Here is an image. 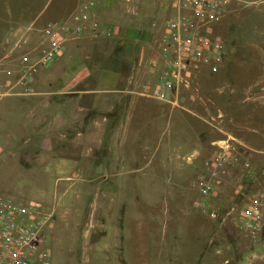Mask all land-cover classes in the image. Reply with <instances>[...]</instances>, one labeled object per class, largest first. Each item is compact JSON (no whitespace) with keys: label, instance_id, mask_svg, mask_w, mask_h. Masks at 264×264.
Instances as JSON below:
<instances>
[{"label":"rangeland","instance_id":"374dc122","mask_svg":"<svg viewBox=\"0 0 264 264\" xmlns=\"http://www.w3.org/2000/svg\"><path fill=\"white\" fill-rule=\"evenodd\" d=\"M26 1L31 4L23 9H40L45 2H21ZM122 1L111 3L119 7ZM161 1L164 7L171 0H132V4L136 11L140 5L151 10L159 8ZM239 3L217 25L225 46L219 69H194L188 83L173 91V103L170 101L167 107H173L178 124L171 120L167 132L163 131L166 134L161 157V151L153 149L156 139L152 142L160 129L152 123L155 105L149 106L147 124L140 133L139 125L130 126L125 121L113 130L98 125V133L104 137L116 135L115 144L83 141L78 153L73 142L59 140L58 123L50 121L57 113V103L71 107L74 101L90 104L96 99L88 94L54 93L67 86L69 80L65 72L68 64L58 56L37 68L30 90L17 85L16 93L0 99L4 104L0 107V194L23 203L48 205L54 217L62 205H70L66 217L69 223L56 229V237H48L52 264H264V222L253 232L235 223L249 197L264 193V0ZM47 4L41 13L50 10L48 19L38 18L30 24L10 54H0V67L17 68L19 54L41 42L46 21L62 18L75 5L74 0H48ZM0 12L10 20L6 9ZM166 14L159 22L147 17L143 30L134 29L127 36L139 42L140 50L131 61L129 75L144 93L154 82L150 58L156 52ZM29 16L32 13L26 16L17 9L11 18L22 21ZM134 22L133 26L139 27V21ZM122 33L110 37L111 34L90 32L92 39L88 35L81 37L83 43L78 48L82 55L91 51L97 54L91 63L94 67L111 66L112 55L119 54L122 59L128 50L135 53V48L112 46V38ZM128 62L120 61V68L126 70ZM107 100L106 95L96 100L101 111L95 117L105 115ZM153 101L158 100H148ZM96 112L82 110L81 117L86 120L81 121L82 127L76 126L82 128V134L95 128L89 125L88 118ZM66 113L68 117L73 115L69 109ZM112 114L117 119L121 111ZM74 129L71 125L66 130L73 134ZM142 137L151 140L146 149ZM228 137L241 142L240 152L249 151L250 166L242 163L245 156L241 153L238 162L227 166L217 193L210 198L219 213L214 218L196 206L200 195L195 182L205 172V161L215 151L216 141ZM64 144L65 165L57 169L56 155ZM154 167L161 171L155 175L157 188L143 190L140 187L146 188L154 181L147 174ZM131 185L135 190L128 188ZM134 194L144 197L133 202ZM113 241H117L115 246Z\"/></svg>","mask_w":264,"mask_h":264},{"label":"built area","instance_id":"2783aa9c","mask_svg":"<svg viewBox=\"0 0 264 264\" xmlns=\"http://www.w3.org/2000/svg\"><path fill=\"white\" fill-rule=\"evenodd\" d=\"M97 0H78L62 18L51 20L41 29V42L19 54L18 66L0 67V99L16 93L20 85L30 90L37 68L54 59L66 41L85 28L98 34H110L108 26L91 16ZM231 0H172L171 11L165 18L157 40V56L152 59L154 82L146 94L158 99L170 98V93L188 83L194 69L205 66L216 72L223 60L225 46L217 25L225 15ZM15 47V46H14ZM233 139L216 141L215 151L205 161V172L195 182L199 198L195 201L201 211L218 217L217 208L210 202L221 183V175L230 163L250 166L248 150L238 149ZM243 145V144H242ZM53 212L37 201L23 203L0 194V264H52L49 227ZM264 222V193L249 197L236 216L238 227L256 231Z\"/></svg>","mask_w":264,"mask_h":264},{"label":"crops","instance_id":"0c3cea01","mask_svg":"<svg viewBox=\"0 0 264 264\" xmlns=\"http://www.w3.org/2000/svg\"><path fill=\"white\" fill-rule=\"evenodd\" d=\"M22 0H14V2H10V0H2L0 1V9H6V12L8 15H10V20L6 16L7 14L4 12H0L1 16L0 18V54L3 52L2 56L7 55L8 52L10 54V49L13 46H17L18 43H20L21 39H23V34L26 32V29L30 24H32L35 20L40 18L42 20L44 17L48 19L49 14L51 11H47V13L42 12L41 10L44 8V6L47 4L48 0H45L43 6L40 9H23L24 5L25 7H28L30 4H27L26 2H21ZM31 1V0H28ZM78 0H74V3L76 4ZM112 0H97L95 4V8L91 10V16L94 18L96 17L99 19L100 23L102 26H108L111 30L110 37H114L117 34H121L122 32V37L118 36L115 37L114 39L112 38L113 42V47L114 46H119V47H129L135 48V53L133 50H128L129 53L127 54V57H124V55H121L122 59H120V55L117 54L116 56L112 55L114 59L112 58L110 60L111 66L109 65H101L94 67L92 62H95L97 54L95 52H80V49L78 48L81 46L83 43L82 40H80L81 37L88 35L89 38L92 37L90 34L91 31L90 28H85L79 35L76 37L68 40L65 42L62 51L60 54H58V58H63L64 61L67 62V76H68V85L64 86L62 88H59L54 91V93H57L58 96H61L63 93L66 92H73L77 94V96H80L82 94H88L94 99H98L101 97V95H106V98L108 99L106 101V108L103 109L105 111V115L102 116L101 119L95 117L97 113H99L100 108L98 107V101H93V103L86 104L82 103L80 101H74L71 107H67L66 104L62 102H58V108H57V113L54 117L50 119L52 123H55L57 121L58 123V128H57V135L59 140H61L63 143H66L68 140L70 142H73L74 148L76 151L79 153L82 151L81 149V142H95L96 144H101V142L107 141V142H112V144L116 142V135L115 134H110L106 135L104 137L102 134L98 133V125L99 126H109L111 130L114 129V126H121L124 121L130 125H139L138 126V132H142L145 125L147 124V119H146V113L148 111V108L150 105H155L157 107V111H155L152 123L154 122L157 124L160 129L157 131V136L153 139H156V144L154 145V151L158 152L161 151L159 157L162 156V149L164 148L163 142L165 141V134L167 132L166 126L167 124H171V120H175L174 123H177V120L175 118L176 113H173V107H169L170 101L173 103L171 96L174 95V92L176 89H174L170 93V98L168 99H158L153 96H150L144 91H142V88L140 84H136V82H132L130 74V70L132 67V63L134 57L137 55V51L139 49V42L138 39H132L129 36L131 35L130 31H133L134 29L137 30H143L145 28L144 22L146 21L145 19L147 17H150V19L156 20L157 22L161 21L162 17L164 16L165 13L166 17L171 11L172 7V0L170 3L167 5L165 4L163 7V1L160 2V6L157 9H151V10H146L143 9L142 6L140 5V9L136 11L135 6L132 4V0H124L121 2V6L117 7L115 6L116 4L111 3ZM242 0H231L230 4L228 5V8L225 12V15L223 18L232 10L235 9V4H240ZM243 1H251V0H243ZM237 2V3H235ZM12 5V6H11ZM48 5V4H47ZM46 5V6H47ZM167 6V7H166ZM238 6V5H237ZM5 7V8H4ZM14 7V9H12ZM48 7V6H47ZM138 8V7H137ZM164 8V9H163ZM18 13L22 12L28 16L30 13H32V16H29V18L25 17L23 20H12L11 15L17 11ZM148 12V13H147ZM137 13V14H136ZM28 14V15H27ZM41 15V16H40ZM64 17V16H63ZM165 17V18H166ZM61 18V17H60ZM57 18V19H60ZM222 18V19H223ZM221 19V20H222ZM39 20V21H40ZM56 20V19H54ZM135 20L139 21L138 26L139 27H134L135 25ZM50 21V20H48ZM46 21V23L48 22ZM46 23L43 25V27L46 25ZM142 28V29H141ZM161 30V27H159ZM136 30V31H137ZM21 32V33H19ZM220 34V33H219ZM91 35V37H90ZM103 35V34H101ZM221 35V34H220ZM92 39V38H91ZM96 40V39H94ZM81 41V43H80ZM224 41V40H223ZM70 42V43H69ZM9 44V48L7 49V45ZM112 47V48H113ZM112 50V49H111ZM140 50V49H139ZM1 56V57H2ZM157 56V47H156V52L153 54L150 58V61L154 59ZM120 61H130L128 64L127 69H121L120 68ZM131 61H133L131 63ZM150 70H152V66H149ZM153 73V71H152ZM87 81V82H86ZM82 83V84H81ZM60 99V97H59ZM111 99V100H110ZM152 99H157L158 101H153L152 103H149ZM174 99V98H173ZM176 103V101H175ZM4 104L0 102V107H2ZM69 106V105H68ZM168 106V107H167ZM69 109L72 111L73 115L67 116L68 114L66 113V110ZM88 110V109H94L98 112L94 114V116H90L88 119L90 120L89 125L94 126V129H89L87 130L86 134H82L83 130L82 128H76V126L82 127L83 123L81 122L82 120L86 118L83 116L81 117V112L82 110ZM169 109V112H168ZM115 110L121 111V116H118L117 119H114L113 112ZM54 115V114H52ZM11 117V115H9ZM86 120V119H85ZM161 121V124H158L157 122ZM67 122H69L67 124ZM67 124V125H66ZM71 125L75 126L74 133L70 134L67 133V127H70ZM67 126V127H66ZM129 126V127H130ZM166 132L164 133L163 131ZM171 132V131H170ZM159 135V136H158ZM161 135V136H160ZM142 141L144 144V149L147 148V143L151 142L150 139H146V137H142ZM65 145L59 146L58 153H57V164L54 166L57 167V169H60L61 166L65 165L64 158H66V151H65ZM88 146H85V149H87ZM110 146H108L109 148ZM93 149L91 148V151ZM171 150V149H170ZM176 152V150H175ZM75 153V150H74ZM170 157L176 156L175 154H169ZM78 157V154H77ZM61 159V160H60ZM59 171V170H58ZM161 171L160 169L153 168L151 171L147 172V174L152 176V179L154 180L153 182H150L149 184L142 188L143 190L145 189H156V184L158 183L156 181L155 175H160ZM159 177V176H158ZM128 188H133L135 190V186H129ZM107 188H102L101 190H107ZM112 196V195H110ZM143 198L144 196L141 194H134L132 195V201L134 202L136 199ZM111 205V203H110ZM63 209H57L56 206V216L52 220L50 227H49V238L56 237L55 231L61 226L67 225V213L69 212V207L70 205H62ZM107 206V205H105ZM46 207H49L46 205ZM50 207H53L51 205ZM58 208L59 204H58ZM53 209V208H52ZM106 209V208H105ZM54 210V209H53ZM95 216V215H94ZM102 221H99V223ZM102 224V223H101ZM69 225V224H68ZM104 225V224H102ZM102 230V234H104V229ZM100 234V236H102ZM115 240H117V236L114 237ZM117 244V241H113V246ZM103 249L107 250V246L102 247Z\"/></svg>","mask_w":264,"mask_h":264}]
</instances>
